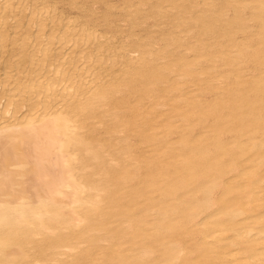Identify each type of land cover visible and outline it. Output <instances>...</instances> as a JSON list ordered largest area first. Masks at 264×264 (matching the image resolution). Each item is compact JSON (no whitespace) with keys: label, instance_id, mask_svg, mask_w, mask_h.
I'll return each instance as SVG.
<instances>
[{"label":"bare ground","instance_id":"6f19581e","mask_svg":"<svg viewBox=\"0 0 264 264\" xmlns=\"http://www.w3.org/2000/svg\"><path fill=\"white\" fill-rule=\"evenodd\" d=\"M0 264H264V0H0Z\"/></svg>","mask_w":264,"mask_h":264},{"label":"rangeland","instance_id":"374dc122","mask_svg":"<svg viewBox=\"0 0 264 264\" xmlns=\"http://www.w3.org/2000/svg\"><path fill=\"white\" fill-rule=\"evenodd\" d=\"M63 11H66V9L63 8Z\"/></svg>","mask_w":264,"mask_h":264}]
</instances>
